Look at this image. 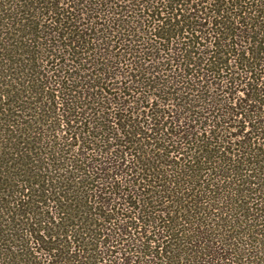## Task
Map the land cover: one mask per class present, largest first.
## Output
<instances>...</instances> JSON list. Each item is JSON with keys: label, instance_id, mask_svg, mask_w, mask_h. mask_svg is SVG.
Returning a JSON list of instances; mask_svg holds the SVG:
<instances>
[{"label": "trees", "instance_id": "16d2710c", "mask_svg": "<svg viewBox=\"0 0 264 264\" xmlns=\"http://www.w3.org/2000/svg\"><path fill=\"white\" fill-rule=\"evenodd\" d=\"M0 264H264V0H0Z\"/></svg>", "mask_w": 264, "mask_h": 264}]
</instances>
